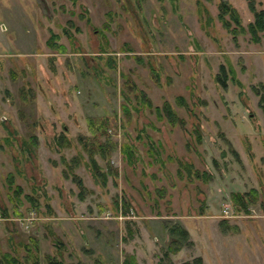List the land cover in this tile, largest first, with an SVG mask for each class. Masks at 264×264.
Segmentation results:
<instances>
[{"label":"rangeland","instance_id":"obj_1","mask_svg":"<svg viewBox=\"0 0 264 264\" xmlns=\"http://www.w3.org/2000/svg\"><path fill=\"white\" fill-rule=\"evenodd\" d=\"M219 3L0 0V264H166L176 226L175 262L264 264V31L233 34Z\"/></svg>","mask_w":264,"mask_h":264},{"label":"trees","instance_id":"obj_2","mask_svg":"<svg viewBox=\"0 0 264 264\" xmlns=\"http://www.w3.org/2000/svg\"><path fill=\"white\" fill-rule=\"evenodd\" d=\"M247 1V6L248 9L250 10V12L252 13V19L249 20L246 24V26H244L242 24V17L240 15V12L237 10V8H235L233 5H231L228 1L225 0H220V11L218 12L217 16L218 19L222 22V25L230 30V32H232L233 34H236V32L240 31H248L251 35V38L254 41L259 40V33L261 31H264V8H257L255 1L256 0H246ZM229 15V18H226V15ZM232 20L233 22L236 24V26H239V30H237L236 26L234 28H232ZM55 34H52L49 37V44L50 46H52L53 48H56L60 51H63L65 49L64 45L56 43L55 39ZM222 70H224L223 66H220ZM224 72V71H223ZM217 80H219V82L223 85L226 86V75L224 73L217 74ZM179 100H181V97H178ZM145 99V98H144ZM263 99V96L260 97V100ZM147 104L151 105V102L146 99ZM163 111L166 113L167 116H169L171 119H174L176 116V114L172 111L170 104L168 102H164L163 104ZM156 110H158V115L160 116L159 113V107H156ZM181 121L182 119L179 118ZM89 123H90V128H91V133L95 134V128H100L102 133H106V128H107V124H108V117H98L96 118L98 126L94 125L96 122H94L95 120L93 119H89ZM97 126V127H96ZM64 134L61 133V135L58 137L59 141L65 139L64 138ZM31 141L33 143L36 144L37 142V137L35 135H31L30 136ZM81 139V137H80ZM92 140H95V137L92 138ZM26 143V142H25ZM31 143V142H29ZM85 151L87 152L88 155V160L86 161V163L88 165H90V168L92 169L93 175L94 176H100L103 179V182H105V172L100 171V164L97 162V160L94 157V153L95 151L93 150V146L90 147V144L88 145L86 141L82 142ZM113 146V145H112ZM125 147L123 148V150L126 152L127 154V159H129V162H131V157H132V153H131V147L127 144L124 145ZM130 147V148H129ZM98 153H100V155L105 156L106 155V149L103 150V146L102 143L99 144L98 147ZM73 160L77 161L78 160V156L73 157ZM11 175L9 174V177ZM72 177L74 180H76L79 184V186L82 187V183L81 180L76 176V174H72ZM11 180V179H10ZM19 186L16 187V192L20 191ZM252 192H254V190H251ZM251 193V197H248V193L249 192H232L231 196H232V201L233 204L236 206V203L239 205L238 208H240L239 210H243L244 212H249V205L250 203H252L254 201V199L252 198V196H254V193ZM80 195L83 196L82 192L80 191ZM222 222H225L226 219H222ZM172 234L174 235L173 238H171L169 240V242L167 243V246L165 248L164 251V256L165 258H167L166 264H203V259L201 256H195L191 259H185L182 261H178L175 262L171 259L170 254L171 253H176L177 251H179L182 248L183 242L186 239V234L187 231L184 228H180L179 226L173 227L172 228ZM7 259V258H5ZM11 260H15L14 263L18 264V261H16V259H11ZM7 264L9 263V260L7 259ZM53 264H61V261H53ZM122 264H140L138 262V260L136 259V256L134 253L131 252H125L124 253V257L122 259Z\"/></svg>","mask_w":264,"mask_h":264},{"label":"built area","instance_id":"obj_3","mask_svg":"<svg viewBox=\"0 0 264 264\" xmlns=\"http://www.w3.org/2000/svg\"><path fill=\"white\" fill-rule=\"evenodd\" d=\"M225 212H227V209H224Z\"/></svg>","mask_w":264,"mask_h":264}]
</instances>
